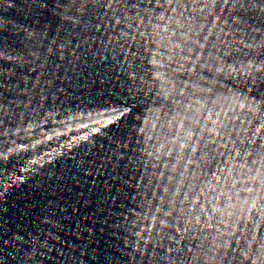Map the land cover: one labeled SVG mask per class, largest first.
Instances as JSON below:
<instances>
[{
    "label": "water",
    "instance_id": "obj_1",
    "mask_svg": "<svg viewBox=\"0 0 264 264\" xmlns=\"http://www.w3.org/2000/svg\"><path fill=\"white\" fill-rule=\"evenodd\" d=\"M0 264H264V0H0Z\"/></svg>",
    "mask_w": 264,
    "mask_h": 264
}]
</instances>
